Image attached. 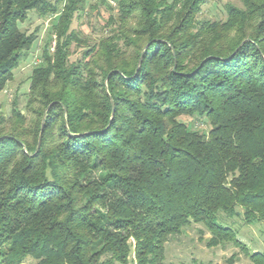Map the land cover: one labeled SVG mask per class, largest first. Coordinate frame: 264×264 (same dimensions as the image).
<instances>
[{"label": "trees", "instance_id": "trees-1", "mask_svg": "<svg viewBox=\"0 0 264 264\" xmlns=\"http://www.w3.org/2000/svg\"><path fill=\"white\" fill-rule=\"evenodd\" d=\"M207 1L0 0V93L38 38L20 25L53 19L0 105V264H165L192 224L264 264L228 226L264 222V0Z\"/></svg>", "mask_w": 264, "mask_h": 264}, {"label": "rangeland", "instance_id": "rangeland-1", "mask_svg": "<svg viewBox=\"0 0 264 264\" xmlns=\"http://www.w3.org/2000/svg\"><path fill=\"white\" fill-rule=\"evenodd\" d=\"M91 2H99V0H90ZM230 3L236 7H240L239 0H208L202 8V16L211 19H224V4ZM98 12L93 9L86 8L85 14H79L75 25L82 24L89 28H99L102 20L107 19L109 11L105 5H98ZM61 5H59V9ZM96 13H99L98 15ZM97 16H100L97 18ZM53 19L50 16L38 17L35 13H30L28 21L20 28L27 32L38 29L37 41L33 44L28 55L25 56L19 67L13 71V79L9 82L6 89L0 93V105L2 112L8 114L10 111V103L14 97H19L20 101L28 89V76L32 67L40 62V55L47 34ZM77 23V24H76ZM191 122L190 120H186ZM198 128L205 130L206 126L198 123ZM228 226L236 233L237 238L246 245L250 251L264 252V222H258L252 225L243 224L240 218L231 221ZM209 237L208 231L201 224H192L186 228L178 237L169 239L165 246V264H228L227 259L231 255L236 256L233 264H251L250 261L235 247L229 245L224 248H207L204 241ZM203 241H201V239ZM29 264V263H26Z\"/></svg>", "mask_w": 264, "mask_h": 264}, {"label": "water", "instance_id": "water-1", "mask_svg": "<svg viewBox=\"0 0 264 264\" xmlns=\"http://www.w3.org/2000/svg\"><path fill=\"white\" fill-rule=\"evenodd\" d=\"M142 56H143V51H142V53H141V55H140V58H139V60H138L137 69H138V67H139V65H140V63H141ZM111 104H112V103H111ZM51 105H52V104H50V105L46 108L45 112L49 109V107H50ZM112 113H113V104H112V112H111V115H112ZM44 119H45V114L43 115V117H42V121H41V127H40L39 136H38L37 148H36L37 150H38V148H39V146H40L41 133H42V129H43V122H44ZM3 138H9V137H8V136L0 137V140L3 139Z\"/></svg>", "mask_w": 264, "mask_h": 264}]
</instances>
